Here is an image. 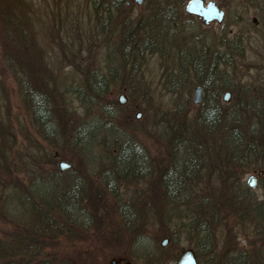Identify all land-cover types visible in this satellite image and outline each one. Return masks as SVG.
Wrapping results in <instances>:
<instances>
[{"label": "rangeland", "instance_id": "obj_1", "mask_svg": "<svg viewBox=\"0 0 264 264\" xmlns=\"http://www.w3.org/2000/svg\"><path fill=\"white\" fill-rule=\"evenodd\" d=\"M13 1L18 16L10 18L7 12L0 21V193L6 189L24 195L36 180L58 170L67 182L65 190L77 197V215L60 216L55 206L40 203L43 212L64 225L33 232L24 228L29 222L17 226L16 218L4 211L0 264H25L23 257L35 253L21 245L33 235L36 240L29 242L44 247L33 264H111L118 259L175 264L186 249L195 252L200 264H264V224L257 215L264 183L247 185L264 162V135L241 132L244 142L256 143L247 162L226 165L231 160L223 158L233 154L227 148L219 154L222 158L216 155L223 168L211 156L197 173L186 172L196 156L205 160L211 139L207 134L205 145L192 147L196 133L204 130L196 121L201 110L193 97L207 78L196 74L194 60L206 56L213 66L203 100L207 95L220 110L243 114L248 127L264 128V20L253 23L260 15L250 4H229L222 24L205 26L186 13L187 4L177 3L188 0L143 5H127V0ZM12 21L19 27L14 35L21 34L17 43L28 47L25 68L13 65L16 48L7 46L12 40L7 42L4 31ZM32 93L54 106L44 122L48 126L33 111ZM245 104L250 107L243 108ZM252 106H258L257 115ZM91 124L102 130L95 132L96 147L87 153L76 146L74 135ZM122 141L142 149V174H135L137 168L124 178L115 175L109 163L115 155L112 145ZM91 155L103 165L89 164ZM60 162L71 167L61 171ZM168 173L186 174L174 199L163 189ZM222 176H236L240 184H222ZM164 239H169L165 247Z\"/></svg>", "mask_w": 264, "mask_h": 264}, {"label": "trees", "instance_id": "obj_2", "mask_svg": "<svg viewBox=\"0 0 264 264\" xmlns=\"http://www.w3.org/2000/svg\"><path fill=\"white\" fill-rule=\"evenodd\" d=\"M121 1L122 0L118 2L121 3ZM147 1L153 2L151 0H147ZM14 4L15 2L13 0H0V10H1L0 21L2 20L4 15L8 13L12 16L10 18L18 16L16 7H13ZM17 4H15V6H17ZM11 23L13 24L11 25V29L9 31L8 30L4 31L5 32L4 35L8 36L7 38H9L7 42L12 40L11 44L8 43V45L7 44L6 45L10 47L14 46L16 48L15 49L16 58L12 57L13 65H15V67L25 68L28 64V57L26 54L27 53L26 51H28L27 50L28 47H26L24 43H22L21 45L17 43V41L21 39V34H17V35H14V34L17 33V31L19 30L18 29L19 27L16 23H14V21H12ZM28 26L29 25L26 24V27ZM205 62H208V64H210V60L208 59L207 61L206 56L199 58L197 60H194V67L196 70V74L199 77L203 74L207 76V78H204L203 80H201V86H203L204 90L205 89L207 90L208 83L209 81H211L210 78H211V74L213 71V66H211V64L210 65L205 64ZM30 95H31L30 100L33 105L32 106L33 111L35 112L36 116L37 115L39 116V114L42 115V117H39L40 119L39 118L38 119L40 120V122L43 123L44 126H48L44 122H46V118L50 114L51 109L54 108L53 104H50V107H49L47 99L43 98L40 94L32 93ZM206 97L207 95H204V100L202 101L201 104H199V108L201 112H200V115H198L196 118V121L199 123V125L203 127L204 130L201 129L199 131V133L201 134L196 133L193 143H192V147L194 149L196 148L194 146H197L200 144L205 145V136L208 134L211 136V139H209L210 142H208L210 148H206L204 146L206 148L204 150H207L206 152H203V158L205 160H202L201 159L202 156L200 155L196 156V161L195 159H193V162L195 164L186 169L187 170L186 172H188L189 174L197 173V171L202 168V164L204 165L206 162L210 161L211 156H213V158H216V159L211 158L212 163L214 165L217 164V167L219 168H223L219 165V163H221L220 158H222L219 156V154L227 150V148L228 149L230 148L231 150H233V154L230 155L229 154L230 152H227L226 158H223V159L231 160V162L227 163L226 165L229 164L231 166L233 162L235 163V165L247 162L249 155H255L254 153H252L254 152L252 148L256 146V143L254 145H250L249 142H247L246 140L244 142L242 138L244 137L245 134L241 132L249 130L252 132V134L258 135L262 133V135H264V128L260 130L261 125H258V126L253 125L252 127H248L243 120L244 118L243 114H240L236 110H232V109L230 111L229 110L222 111L215 105L214 101L209 102L206 99ZM229 104H227V106H231ZM244 107H250V106L245 104L243 108ZM252 107H253L254 112H256V115H257L258 110H259L258 106L257 107L252 106ZM220 121H224V122L220 125L219 124ZM101 130H102V126L99 124H95V125L91 124V126H88V127L85 126L82 129L78 128L77 131L79 134H77V136L74 135V142L76 146L80 149L86 150V152L89 153V151H91L92 148L94 149L96 147L97 142L94 140L96 137L95 132L101 131ZM231 138H232L231 143H233L234 146L231 145V143L229 142ZM244 144H246V147H243L244 153H240L239 150L242 149V148L240 149V146H243ZM112 146H113L112 151H114L115 155L113 156L112 160L109 161V163L111 166L115 168V175H121L123 176L121 178H124L128 172H131V170H136L138 168V172H136L135 174H142L145 171L144 169H146L145 167L146 163L141 162L142 158L140 157V154L142 152V149L140 147L134 144H131L127 141L113 143ZM262 147H264V144H262ZM261 154L259 151V153L256 156V159L258 161H260V159L263 158ZM216 155H218L220 158H217ZM99 160L100 158H98L97 156L91 155V157L87 159V162L97 167L100 164ZM39 163H37L38 164L37 166L41 168L43 164L40 165ZM261 163H262L261 169L264 170V162H261ZM100 165H103V164H100ZM182 168L184 169V167ZM56 173L62 174L58 172V170ZM58 174L56 175L52 174L49 176V178L44 177L45 179H50V180H45L42 178L36 180L35 184L29 187L24 195L19 194L18 196H15L14 194L16 192L11 191V193H7V190L4 189V191L0 193V214L1 216L2 217L7 216L4 213V211L5 212L7 211L8 213H10L16 218L15 224L17 226H20L25 221L29 222V224H26L25 222L26 226H24V228L26 229L27 227V230L37 228V227L43 229V231L44 230L52 231V229L58 230L57 228L62 229L64 223L57 221V220L54 221V219L49 214H47L46 212H43L40 209V203H44V204L46 203V204L55 206V211H57L60 216L71 218V216L77 215V213L75 212L77 210V206H76L77 197H75V193L67 192L65 190V187L67 186V182L64 179H61L58 176ZM185 176L184 175L183 176H176V175L173 176L171 173H168L165 175L164 180L162 182L163 189H164L165 194L170 199H174L175 195L177 194V189L179 188V186H182L181 184H183V181L181 180L185 179L184 178ZM226 177H230V178H226ZM220 178L223 179L221 182L222 184L224 183L223 181H225V184L231 187L235 186L236 184H240V179H236L237 178L236 176H222ZM227 181H230V182H227ZM263 183H264V178L261 180V184ZM233 188L231 189V191L233 190ZM245 189L248 190V187H246ZM218 195L221 197L219 193ZM222 199L230 200L229 197H222ZM257 215L260 221L264 224V203L258 204ZM72 220L73 219H71V221ZM50 226H53L55 228L50 227ZM198 229H200L201 231L200 233L205 232V231H202L204 229L202 226L199 227V224H198ZM37 231L39 232V230ZM33 232H35L34 229H33ZM32 239L33 240H29V241L36 240L34 235ZM29 241L25 243L23 242V244L21 245V248L22 250L23 249L30 250V248H32L34 251L32 253H35V254L34 256H30L31 258L23 257V262H25V264H33L35 262L34 259L36 258V256L37 255L40 256L41 252H44V247L42 248V246H40L39 244H36V246H34V242H29ZM125 254L126 252L123 253V255ZM56 261H57V258H56Z\"/></svg>", "mask_w": 264, "mask_h": 264}, {"label": "water", "instance_id": "obj_3", "mask_svg": "<svg viewBox=\"0 0 264 264\" xmlns=\"http://www.w3.org/2000/svg\"><path fill=\"white\" fill-rule=\"evenodd\" d=\"M139 5L142 4L143 0H135ZM186 12L189 15H198L203 16V20L206 24H209L213 19H217L218 22H221L223 20V12L219 11L218 7L213 4L209 3L207 6H204L203 0H190L188 4L186 5ZM230 99V94L227 93L224 97V101L228 102ZM126 98L124 95H121L119 97L120 104L126 103ZM203 101V87L197 86L195 88V93L193 97V103L195 104H201ZM141 114H137V118L139 119ZM71 167V164H68L66 162H60L59 163V169L61 171H64ZM259 175H262V172L259 173ZM257 177L251 176L247 180V184L249 187L254 188L257 185ZM169 242V239H164L162 242V246H166ZM175 264H198V260L196 257L195 252L192 249H186L184 250L180 256L178 257Z\"/></svg>", "mask_w": 264, "mask_h": 264}, {"label": "flooded vegetation", "instance_id": "obj_4", "mask_svg": "<svg viewBox=\"0 0 264 264\" xmlns=\"http://www.w3.org/2000/svg\"><path fill=\"white\" fill-rule=\"evenodd\" d=\"M190 0H188L187 2H177L178 4H188ZM132 3H135L137 5H139L135 0H127L125 2V4L130 5ZM150 3L152 4L153 2H148L147 0H143L142 4H147ZM209 3H213L215 4L219 11L223 12V20L221 22H218L217 19H213L209 24H206L205 21L203 20V16H198L196 15L195 17L198 18V20L204 24L205 26H211V25H219L222 24L227 17V11L225 6L229 5V4H250V6L252 7L251 10H254V12H256L258 15H260V17L257 18H253L252 21L254 24H257L258 21H260V19L264 20V0H203V4L204 6H207ZM166 4V3H165ZM185 10H186V6H185ZM187 13V12H186ZM188 14V13H187ZM194 16V15H192ZM262 172V175H259V173ZM253 176L257 177V185L259 182H261V180L264 178V170L261 169L260 171H258V174H254ZM198 260V259H197ZM111 264H132L129 261H123V259H118L116 261H112ZM198 264H200V261L198 260Z\"/></svg>", "mask_w": 264, "mask_h": 264}]
</instances>
